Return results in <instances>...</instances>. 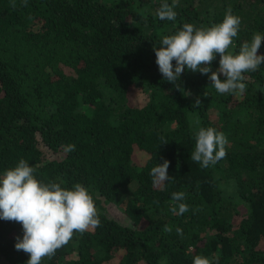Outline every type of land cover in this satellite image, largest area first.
Returning <instances> with one entry per match:
<instances>
[{
  "label": "trees",
  "instance_id": "16d2710c",
  "mask_svg": "<svg viewBox=\"0 0 264 264\" xmlns=\"http://www.w3.org/2000/svg\"><path fill=\"white\" fill-rule=\"evenodd\" d=\"M163 2L0 0V175L24 159L41 182L81 183L101 222L41 264H193L196 255L264 264V64L244 74L242 95L220 94L210 74L187 68L166 81L153 50L184 23L222 22L230 6L241 18L238 51L264 36V0H179L175 21L156 16ZM137 86L149 93L143 106L131 97ZM199 127L228 141L226 157L207 168L191 160ZM44 147L63 158L48 160ZM164 159L174 179L161 190L149 173ZM175 192L185 194L183 214L171 211ZM118 199L133 225L107 215ZM17 236L22 225L0 219V255L26 264Z\"/></svg>",
  "mask_w": 264,
  "mask_h": 264
},
{
  "label": "clouds",
  "instance_id": "9594fccd",
  "mask_svg": "<svg viewBox=\"0 0 264 264\" xmlns=\"http://www.w3.org/2000/svg\"><path fill=\"white\" fill-rule=\"evenodd\" d=\"M178 5L179 0H172L171 4L165 0L158 7L156 16L160 20L175 21L177 13L174 8ZM240 24L241 18L234 15L229 6L220 23L207 27L184 23L174 34L165 35L160 46L153 49L163 79L174 85L187 68L192 72L210 74L211 85L220 94L242 95L246 91L244 74L254 72L264 64V54L258 53L264 36L255 33L250 43L243 42L236 51L233 38L237 36ZM217 54L219 67L213 71L211 65ZM221 74L224 79H221ZM200 104L201 100L197 98L195 106ZM194 123L199 125V119ZM195 141L191 160L202 168L215 165L227 155V138L214 127H199ZM74 150V144L64 147L66 153ZM169 163L164 159L149 173L153 186L161 190L166 181L174 179L168 175ZM34 172L28 161L20 159L15 167L0 175V219L22 225L23 236L16 237L15 248L29 255L26 264H41L45 257L51 259L58 249L69 243L75 232L83 234L101 223L94 199L84 185L76 183L69 189L61 186L63 181L44 183L34 176ZM172 199L176 202L171 208L173 213L183 214L189 210L188 205L182 202L185 199L183 192L172 193ZM164 231L170 233L172 229L165 226ZM176 232L183 236L182 228L177 227ZM218 260L217 256L216 264ZM193 264H213V261L196 255Z\"/></svg>",
  "mask_w": 264,
  "mask_h": 264
},
{
  "label": "rangeland",
  "instance_id": "374dc122",
  "mask_svg": "<svg viewBox=\"0 0 264 264\" xmlns=\"http://www.w3.org/2000/svg\"><path fill=\"white\" fill-rule=\"evenodd\" d=\"M131 97L133 99V102L138 106H143L147 103L149 100V93L147 89L143 86H137L133 87L131 90ZM47 152V159H61L64 156V152H53L52 150H49V148L44 147ZM139 158L141 161H144L145 157L141 154H139ZM108 212L107 215L109 217H113L120 221L121 223L125 225H133L132 220L126 215L124 208H125V200L124 199H118L113 203H110L107 205ZM69 257L74 258L77 257V251H75L73 254H71ZM116 262V261H115ZM0 264H9V262L0 255ZM145 264V263H142Z\"/></svg>",
  "mask_w": 264,
  "mask_h": 264
}]
</instances>
